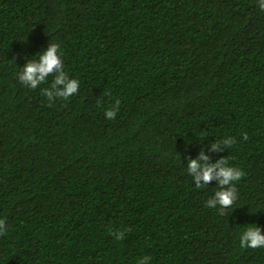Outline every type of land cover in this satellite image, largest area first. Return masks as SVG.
<instances>
[{
    "label": "trees",
    "instance_id": "1",
    "mask_svg": "<svg viewBox=\"0 0 264 264\" xmlns=\"http://www.w3.org/2000/svg\"><path fill=\"white\" fill-rule=\"evenodd\" d=\"M51 40L80 80L54 102L55 73L17 77ZM201 152L246 173L224 214L205 206L218 181L187 173ZM0 218V264H264L239 245L264 230L257 0H0Z\"/></svg>",
    "mask_w": 264,
    "mask_h": 264
},
{
    "label": "clouds",
    "instance_id": "2",
    "mask_svg": "<svg viewBox=\"0 0 264 264\" xmlns=\"http://www.w3.org/2000/svg\"><path fill=\"white\" fill-rule=\"evenodd\" d=\"M257 6L264 11V0H257ZM63 51L60 45L50 41L49 46L37 52L31 59L19 67L17 72L18 81L29 89H37L44 83L50 74L55 73L50 85L41 89V93L49 101H55L57 98L68 99L78 93L80 89L79 78L70 77L65 71L63 62ZM119 101L116 106L105 109L104 116L106 119H114L119 110ZM247 139V134H243ZM236 143L234 137L225 136L221 140L213 143L211 147L215 150L223 145L225 148H231ZM209 157L203 152L195 159H189L187 164V173L191 174L194 185L202 188L213 179L218 181V190L214 192L207 201V208H216L221 214L230 208L238 199L237 182L246 175L244 170L236 165L230 164L227 158H221L215 163H207ZM242 229L239 235V245L244 248H264V230L257 224ZM6 230V220L0 218V233ZM112 235L116 240H122L125 233L123 231L113 232ZM150 256H142L138 259L137 264H149Z\"/></svg>",
    "mask_w": 264,
    "mask_h": 264
}]
</instances>
